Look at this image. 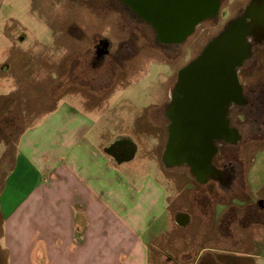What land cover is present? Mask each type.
I'll return each instance as SVG.
<instances>
[{
  "label": "crops",
  "instance_id": "1",
  "mask_svg": "<svg viewBox=\"0 0 264 264\" xmlns=\"http://www.w3.org/2000/svg\"><path fill=\"white\" fill-rule=\"evenodd\" d=\"M26 8L33 0H0L7 41L4 30ZM76 97L77 106H53L23 127L10 152L1 147L4 264H264V156L241 149L260 139L256 125L214 156L231 180L198 178L192 164L163 159L166 123L154 119L156 107L129 124L117 106ZM126 142L132 151L117 157L112 148ZM141 159L155 176L141 179ZM176 173L189 179L184 199L166 179Z\"/></svg>",
  "mask_w": 264,
  "mask_h": 264
},
{
  "label": "rangeland",
  "instance_id": "2",
  "mask_svg": "<svg viewBox=\"0 0 264 264\" xmlns=\"http://www.w3.org/2000/svg\"><path fill=\"white\" fill-rule=\"evenodd\" d=\"M247 2L220 0L221 21L234 16ZM114 5V2L113 6L103 5L102 0H33L35 9L19 11L14 15L17 22L12 21L4 30L12 40L4 39L0 31V150L5 146V150L9 149L10 152L23 127L40 119L53 106H77L76 96L79 92L91 96L93 105L117 106L116 112L121 109L123 119L129 124L134 115L149 118L148 109L144 108L158 106L162 102L170 77L167 65L158 62L170 56L178 69L215 37L222 27L218 15L219 23L203 22L193 29L182 44L158 47L149 26L139 23L132 15L117 13ZM39 6H44L48 14L45 15L42 10L40 14ZM102 6H105L104 10ZM55 7L59 8L57 14L52 13ZM177 16L172 14L168 17L170 22L172 18L175 20L170 27L175 25ZM70 24L73 27L70 28ZM97 36L107 39L112 54L117 49L121 55H125L114 66L116 79L112 87L116 88L110 93L111 89L103 91L101 97L109 94L102 102L100 97L90 95L85 89H77L65 78H73L70 73L75 69L71 62L73 55L89 57V48ZM258 57L257 64L263 65L264 58L260 54ZM83 70L90 71L87 66ZM259 79V71L254 68L245 69L239 77L244 88ZM142 129L144 134L150 131L149 128ZM196 129L194 125L190 126L181 142L195 147L196 141L193 139L197 136ZM255 133L260 139L243 144L241 149L246 152L260 149L258 154L264 156V127ZM139 162L141 179L146 174L155 176V169L151 165V169L145 167L149 166L148 162L145 164L142 159ZM4 173V170L0 171V182ZM178 174H167L166 179L170 178L172 186L175 185L176 195L180 192L176 197L184 199L186 193L182 189L187 187L189 179ZM2 259L1 255L0 264H4Z\"/></svg>",
  "mask_w": 264,
  "mask_h": 264
},
{
  "label": "flooded vegetation",
  "instance_id": "3",
  "mask_svg": "<svg viewBox=\"0 0 264 264\" xmlns=\"http://www.w3.org/2000/svg\"><path fill=\"white\" fill-rule=\"evenodd\" d=\"M204 1L199 0L198 7L195 4L192 5V0H102V4L113 6L114 2L116 4L114 9L117 13L132 15L139 23L149 26L155 34L158 47H165L182 44L193 29L203 22L219 23L217 18L218 15L219 19L221 18L220 0H217L216 12L209 17L196 16L191 21L193 23L191 31L177 41V38L181 37L180 30L189 23L187 16L202 13ZM104 8L102 6L101 9L104 10ZM170 14L184 16V20L172 28L173 32H171L172 29L166 32L167 26L165 23L161 24L159 18ZM145 16H152V20L150 21ZM219 21L222 27L218 34L207 41L199 52L181 67L176 69L175 60H171L170 56L164 55L166 60L158 62L167 65L170 77L167 79L168 86L162 102L153 107L158 109L157 114L154 113V119L164 120L166 123L167 140L163 154L165 161L176 166L183 162L190 163L197 172V177H203V174H198L196 168L203 165L205 148L201 145V141L207 134L206 125H210L212 136L209 138V143L213 150L209 162L210 174L217 179L231 180L230 170H226L225 166L223 169L218 168L213 163L214 156L217 153L228 151V142L234 141L235 143L249 138L256 124H258L256 125L257 131L264 127V64H257L258 54L264 58V0H248L244 8L237 11L234 16L227 18L224 22L221 19ZM237 31H244L246 45V53L237 65L230 67L228 72L216 73L211 78L207 73V75L205 73L193 74L192 66L198 60L203 59L204 54L206 55L209 50L217 47L220 37ZM105 43H107L106 50L98 55L96 52L99 51V46ZM89 50L90 56L87 58L85 55H73L71 62L75 65V69L70 72L73 78L70 79L69 76L65 78L77 89H85L90 95L92 93L94 97H100L102 100L107 96L101 97L103 91L111 89L110 93L116 88L112 87L116 79L114 66L117 61L123 60L125 55H121L117 49L112 54L109 42L100 36L93 39ZM149 63H156V61ZM86 66L90 71L83 70ZM252 68L259 71L260 79L255 84L244 88L239 81L240 74L245 69L252 70ZM140 119L146 122L148 118L141 117ZM193 125L197 127L195 150L181 142L189 131V127ZM131 151L132 145L129 142L118 143L112 148V152L117 157H123ZM191 153L193 156H198L196 164L192 162Z\"/></svg>",
  "mask_w": 264,
  "mask_h": 264
},
{
  "label": "water",
  "instance_id": "4",
  "mask_svg": "<svg viewBox=\"0 0 264 264\" xmlns=\"http://www.w3.org/2000/svg\"><path fill=\"white\" fill-rule=\"evenodd\" d=\"M196 5L198 7L199 5V0H192V5ZM217 9V0H205L204 1V11L199 14H189L187 16V19L189 20L188 25L181 31V37L177 38V41L182 39L185 35H187L191 31V26H192V20L196 16H202V17H209L213 15L216 12ZM172 15V14H170ZM170 15H164L160 16L159 22L161 24L165 23L166 28L165 31H171V29L178 24H181L184 20V16L178 15L176 18V23L173 27H170L173 21H175L172 18V22H170V18H168ZM177 15V14H175ZM150 21L152 20V16H145ZM182 26V25H181ZM175 31V30H174ZM173 32V29L172 31ZM221 39L217 42V47L212 48L209 50L206 55L204 54V58L200 59L197 61L192 66V71L193 74H198V73H207L209 74V78H211L214 74L216 73H226L228 72L229 68L232 67L233 65H237L239 61L244 57L246 53V45L244 43V31H237L235 33H230L227 34L226 36L220 37ZM107 43L102 44L99 46V51L96 53L98 55L103 54L104 51L106 50ZM205 60V61H204ZM206 74V75H207ZM205 132L207 134L203 137L201 141V145L205 148V156L203 160V165L199 166L196 168L199 172V174L203 172H209L211 173V168L209 166L210 162V156L212 154V147L209 143V138L212 136L211 134V128L210 125H206ZM193 140H196L194 138ZM197 144V142H196ZM196 144L195 147H190V149L195 150L196 149ZM191 159L194 164H196L198 161V156H193V153H191ZM198 165V164H197ZM197 167V166H196Z\"/></svg>",
  "mask_w": 264,
  "mask_h": 264
}]
</instances>
